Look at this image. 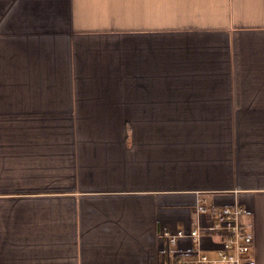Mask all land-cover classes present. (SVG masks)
<instances>
[{
  "label": "crops",
  "instance_id": "0c3cea01",
  "mask_svg": "<svg viewBox=\"0 0 264 264\" xmlns=\"http://www.w3.org/2000/svg\"><path fill=\"white\" fill-rule=\"evenodd\" d=\"M235 205L264 264V0H0V264L213 257Z\"/></svg>",
  "mask_w": 264,
  "mask_h": 264
},
{
  "label": "built area",
  "instance_id": "2783aa9c",
  "mask_svg": "<svg viewBox=\"0 0 264 264\" xmlns=\"http://www.w3.org/2000/svg\"><path fill=\"white\" fill-rule=\"evenodd\" d=\"M199 211L213 219V230L220 238L216 255L212 257L196 246L192 257L180 259L176 264H258L254 256L253 233L241 222V217L247 213L243 206H225L215 210L200 207ZM167 237L170 245H176L180 238H190L198 244L202 235L197 229Z\"/></svg>",
  "mask_w": 264,
  "mask_h": 264
}]
</instances>
